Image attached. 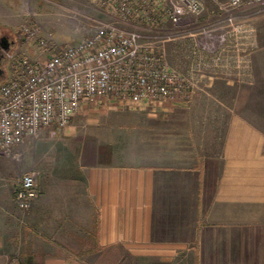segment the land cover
<instances>
[{"label": "crops", "instance_id": "1", "mask_svg": "<svg viewBox=\"0 0 264 264\" xmlns=\"http://www.w3.org/2000/svg\"><path fill=\"white\" fill-rule=\"evenodd\" d=\"M227 126L189 165L83 149L47 167L17 230L0 232V264H264V134Z\"/></svg>", "mask_w": 264, "mask_h": 264}, {"label": "rangeland", "instance_id": "2", "mask_svg": "<svg viewBox=\"0 0 264 264\" xmlns=\"http://www.w3.org/2000/svg\"><path fill=\"white\" fill-rule=\"evenodd\" d=\"M202 1L204 9L196 20L186 19L163 30L180 33L163 43L168 62L180 70L190 67L194 56L191 48L198 42L196 55L204 62L197 61L199 66L193 69L197 86L187 101L152 106L86 103L64 128L70 129V134L52 135L51 127L43 128L14 146L9 155H0V232L17 230V209H21L14 191L20 176L37 172L38 196L47 167L71 163L73 153L80 150L115 151L120 161L136 165H189L212 141L205 136L227 129L234 116L264 134V0L238 9L229 8V0ZM227 14L236 17L235 30L232 25L215 24ZM93 18L104 19L105 15L91 0H0V36H17L0 83L8 79L19 56L33 59L38 55L35 40L19 36L24 26H36L39 36L51 34L59 43L76 42L91 34ZM205 25H210L212 38L202 33L190 36ZM226 30V41L218 40ZM213 80L215 91L209 92L208 84ZM227 82L233 87L227 88ZM18 224L24 227L25 221Z\"/></svg>", "mask_w": 264, "mask_h": 264}, {"label": "built area", "instance_id": "3", "mask_svg": "<svg viewBox=\"0 0 264 264\" xmlns=\"http://www.w3.org/2000/svg\"><path fill=\"white\" fill-rule=\"evenodd\" d=\"M261 1L229 0L228 7L238 9ZM91 2L101 8L106 19H91L93 31L76 42L59 43L51 34L39 36L36 26L26 25L21 30L20 38L35 40L39 52L33 59L19 56L8 79L0 83V155H9L14 146L43 128L64 129L86 103L182 104L196 88L193 69L204 62L196 55L197 40L191 48L196 61L189 69L180 70L168 62L163 46L180 33L163 30L186 19L196 20L204 9L202 0ZM235 19L227 14L215 24L232 25L235 30ZM211 31L210 25L200 26L190 36L202 33L212 38ZM228 33L219 34L218 40L226 41ZM37 175L27 171L20 176L14 196L21 210L29 209L37 196Z\"/></svg>", "mask_w": 264, "mask_h": 264}, {"label": "flooded vegetation", "instance_id": "4", "mask_svg": "<svg viewBox=\"0 0 264 264\" xmlns=\"http://www.w3.org/2000/svg\"><path fill=\"white\" fill-rule=\"evenodd\" d=\"M17 36L7 33L0 36V79L6 76V64L11 57L12 50L16 47Z\"/></svg>", "mask_w": 264, "mask_h": 264}, {"label": "water", "instance_id": "5", "mask_svg": "<svg viewBox=\"0 0 264 264\" xmlns=\"http://www.w3.org/2000/svg\"><path fill=\"white\" fill-rule=\"evenodd\" d=\"M2 73V70H1V68H0V74Z\"/></svg>", "mask_w": 264, "mask_h": 264}]
</instances>
